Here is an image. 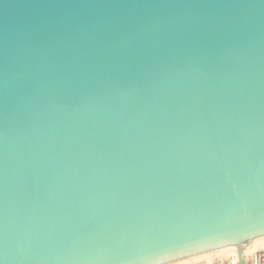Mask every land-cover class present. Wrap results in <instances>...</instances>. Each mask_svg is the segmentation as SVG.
Listing matches in <instances>:
<instances>
[{"label":"water","instance_id":"obj_1","mask_svg":"<svg viewBox=\"0 0 264 264\" xmlns=\"http://www.w3.org/2000/svg\"><path fill=\"white\" fill-rule=\"evenodd\" d=\"M262 241L264 0H0V264Z\"/></svg>","mask_w":264,"mask_h":264},{"label":"built area","instance_id":"obj_2","mask_svg":"<svg viewBox=\"0 0 264 264\" xmlns=\"http://www.w3.org/2000/svg\"><path fill=\"white\" fill-rule=\"evenodd\" d=\"M244 264H264V249L252 251L250 253H243ZM239 264L237 254H234L228 259L227 264Z\"/></svg>","mask_w":264,"mask_h":264},{"label":"bare ground","instance_id":"obj_3","mask_svg":"<svg viewBox=\"0 0 264 264\" xmlns=\"http://www.w3.org/2000/svg\"><path fill=\"white\" fill-rule=\"evenodd\" d=\"M261 249H264V241L262 242H258V243H255V244H251V245H247L244 249H242L241 251L243 253H246V252H250V251H257V250H261ZM239 250V249H238ZM233 254H236L237 252V249H233V250H230ZM227 252V251H226ZM224 252L222 253H219V254H215V255H212V256H208V257H205V258H201V259H198V260H194V261H191V262H187V263H184V264H205V263H209V262H212L214 260H216L220 255H222Z\"/></svg>","mask_w":264,"mask_h":264},{"label":"crops","instance_id":"obj_4","mask_svg":"<svg viewBox=\"0 0 264 264\" xmlns=\"http://www.w3.org/2000/svg\"><path fill=\"white\" fill-rule=\"evenodd\" d=\"M228 253H230V255L227 257L226 255L228 254ZM234 254L232 253V252H230V251H227V252H224L222 255H220L216 260H218V259H222L223 257H227L226 258V261L225 262H216V261H212V263L211 264H227V262H228V259L231 257V256H233ZM210 263V262H209ZM201 264H203V263H201Z\"/></svg>","mask_w":264,"mask_h":264},{"label":"rangeland","instance_id":"obj_5","mask_svg":"<svg viewBox=\"0 0 264 264\" xmlns=\"http://www.w3.org/2000/svg\"><path fill=\"white\" fill-rule=\"evenodd\" d=\"M246 246H244V247H240V248H236L237 250L239 249V250H242V249H244ZM230 251V250H229ZM231 252V251H230ZM250 252H252V251H250ZM250 252H246V253H250ZM230 255V253H228L226 256L228 257ZM226 257V258H227ZM226 258L225 257H223L222 259H218V260H214V261H216V262H225L226 261ZM213 261V262H214ZM212 262H210V263H205V264H211Z\"/></svg>","mask_w":264,"mask_h":264},{"label":"snow or ice","instance_id":"obj_6","mask_svg":"<svg viewBox=\"0 0 264 264\" xmlns=\"http://www.w3.org/2000/svg\"><path fill=\"white\" fill-rule=\"evenodd\" d=\"M233 264H236V262H233Z\"/></svg>","mask_w":264,"mask_h":264}]
</instances>
